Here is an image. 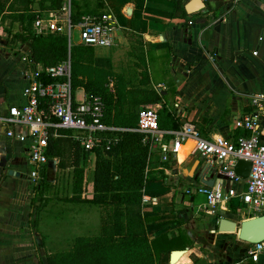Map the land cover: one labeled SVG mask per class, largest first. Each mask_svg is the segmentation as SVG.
I'll return each mask as SVG.
<instances>
[{
	"label": "crops",
	"instance_id": "0c3cea01",
	"mask_svg": "<svg viewBox=\"0 0 264 264\" xmlns=\"http://www.w3.org/2000/svg\"><path fill=\"white\" fill-rule=\"evenodd\" d=\"M34 1L39 12V1ZM176 1L86 0L90 11L86 14L111 11L119 25L115 45L92 46L94 66L114 74L109 82L112 90L121 75L129 87H146L161 95L159 103L141 105L139 113L145 107H154L157 112L166 107L180 121L178 130L184 122L192 121L205 138L223 135L236 140L250 135L251 131L238 127L235 120L242 112L253 109L250 95L264 93V8L252 0H202L205 7L189 13L186 5L191 0H184L189 15L175 17ZM73 9L72 2L70 13L57 12L65 28L71 22ZM49 12L54 11H46ZM1 20L4 24H0V114L7 115L11 106L27 102L24 90L29 81L25 71L33 66L24 60L26 54L31 57L30 42L13 40L21 29L20 22L12 23L4 16L0 23ZM30 28L34 32L32 25ZM73 29L78 30L75 39ZM63 33L73 44H83L78 24L72 25L71 35L68 31ZM36 64L35 68L42 65ZM144 77L150 81L148 85H143ZM87 96L84 87L73 89L75 103ZM42 109L46 111L45 107ZM48 109L53 116L51 106ZM46 121L53 124L50 129L60 127L54 120ZM9 128L7 123L0 127V264H47L48 255L70 249L77 236L99 232L101 207L71 200L76 194L74 167L60 168L57 159H53L55 167L49 164L50 160L44 165L38 184L32 183L29 141L9 136ZM119 129L106 135L119 136L121 141L123 129ZM178 130H164V143L154 150L147 145L146 173L157 177L148 180L144 188L143 211L149 237L153 239L161 233L178 237L175 248L186 250L180 264H264V255L258 261L249 257L251 243L241 240L237 233L219 231L221 217L241 220L235 213L222 208L206 212L207 197L206 201L195 203L198 194L185 192L187 186L203 184L198 177L199 159L192 156L194 141H186L168 161L163 159V150L171 147ZM15 131L28 133L29 127L20 125ZM80 161L84 168L82 197L91 199L95 193L97 154L84 153L81 148ZM60 176L67 190L55 195L66 201L69 208L82 204L78 205L80 212L72 217L77 224L74 228L72 223L50 212L54 200L51 188ZM44 210H49L48 221L42 218ZM55 245L60 249L52 248ZM173 250L163 253L158 264H172Z\"/></svg>",
	"mask_w": 264,
	"mask_h": 264
},
{
	"label": "trees",
	"instance_id": "16d2710c",
	"mask_svg": "<svg viewBox=\"0 0 264 264\" xmlns=\"http://www.w3.org/2000/svg\"><path fill=\"white\" fill-rule=\"evenodd\" d=\"M34 5V0H0V17L21 24L13 40L30 42L31 58L44 67L71 60L73 89L82 86L89 97H101L105 103L104 122L123 129L121 141L112 150L106 153L96 150L95 193L91 199L82 197L84 168L80 165V140L70 128L50 129L49 160L57 159L60 168L74 167L76 194L71 200L99 205L101 226L94 235L77 236L70 249L48 255L47 264H158L163 253L177 247L178 237L161 233L151 239L148 235L143 211L144 188L148 180L157 177L152 172L146 173L149 147L143 143V134L137 130V124L140 106L159 103L161 95L154 89L129 87L121 75L116 78L114 90L110 89V78L114 74L94 66L92 46L73 44L62 32L47 35L32 32V21L46 11L62 12L63 0H40L39 12ZM184 5V0L176 1L175 17L189 15ZM73 6L71 22L76 26L90 11L86 0L83 3L82 0H73ZM41 78L44 82L54 81L53 77L46 75ZM142 80L143 85L150 82L147 77ZM49 106V98H43L41 107L46 108V111L42 109L45 119L57 122L50 115ZM158 116L163 130H178L181 126L166 107L158 110Z\"/></svg>",
	"mask_w": 264,
	"mask_h": 264
},
{
	"label": "built area",
	"instance_id": "2783aa9c",
	"mask_svg": "<svg viewBox=\"0 0 264 264\" xmlns=\"http://www.w3.org/2000/svg\"><path fill=\"white\" fill-rule=\"evenodd\" d=\"M72 2L73 0H63L62 10L70 13ZM31 25L37 34L68 31L71 35L72 31L71 22L67 24L68 29L65 28V22L57 12L39 14ZM118 26L117 17L111 11L83 15L78 23L81 42L94 47H111L118 38ZM209 57L214 58L210 54ZM24 60L33 66L25 71L29 81L24 90L27 102L21 106H11L7 115L0 114V127L7 123L10 126L7 132L9 136L29 141L32 183L38 184L41 170L49 161L47 152L50 127L53 124L47 122L43 114V98H49L51 102L52 114L57 119L56 126L72 129L75 138L80 140L84 153L96 152L99 148L110 151L119 143V136L106 135L109 131L117 132L120 129L104 122L105 103L101 97L87 96L84 101L74 102L71 60L36 68V62L28 54L24 56ZM42 75L53 77L54 81L44 82ZM250 104L253 109L242 112L235 120L238 127L250 130V135H242L236 140L223 135L205 138L196 124L186 121L180 130L174 132L171 147L163 150V159L168 161L186 141H194L192 156L207 163L204 178L218 180V183L213 186L205 182L190 185L185 192L188 195H205L206 212L214 211L215 208L229 209L240 219L264 214V93L250 95ZM20 125L28 126L29 132H16L15 127ZM137 130L143 134V143L152 150L164 143L166 132L159 126L158 112L154 107H145L140 111ZM240 160L250 161L252 164L246 179L236 172V165ZM248 255L258 261L264 255V241L249 244Z\"/></svg>",
	"mask_w": 264,
	"mask_h": 264
},
{
	"label": "water",
	"instance_id": "95a60500",
	"mask_svg": "<svg viewBox=\"0 0 264 264\" xmlns=\"http://www.w3.org/2000/svg\"><path fill=\"white\" fill-rule=\"evenodd\" d=\"M257 5L264 8V0H252ZM205 4L202 0H191L186 9L189 13H194L202 10ZM176 156V154H175ZM49 164L52 167L56 166L55 160H50ZM199 174L198 177L206 184L213 186L214 179L204 178L205 170L207 169V163L199 160ZM251 162L246 160H240L236 165V172L239 176L246 179L251 171ZM219 231L223 233H237L238 237L248 243H258L264 241V214L256 215L243 219L242 221H236L227 217H221L219 219ZM186 250H173L171 252V263L178 261Z\"/></svg>",
	"mask_w": 264,
	"mask_h": 264
},
{
	"label": "rangeland",
	"instance_id": "374dc122",
	"mask_svg": "<svg viewBox=\"0 0 264 264\" xmlns=\"http://www.w3.org/2000/svg\"><path fill=\"white\" fill-rule=\"evenodd\" d=\"M10 19V18H9ZM2 21V20H1ZM4 21V20H3ZM2 21V23L0 24H4V22ZM11 21V19H10ZM10 21L8 20V26L10 25ZM8 26H5L4 25V29H8ZM7 35V34H6ZM7 38V36H5ZM73 37L74 39L78 37V30L76 29H73ZM8 39V38H7ZM59 177V176H58ZM58 179V178H57ZM62 180H61V176L59 178V180L56 181V184L52 186V194H53V198L54 200H52V204L50 205V212L52 214H58L60 217L59 219H66L67 221H69L70 223H72V226L73 228L77 226V224H75L73 222V218L75 216H73L74 214H78V212H80L81 210V207L78 208V205H82V204H74L75 206L73 208H69L68 206H66V201H64L62 198H60V196H57L55 195V193H60L63 189H66L67 190V186L66 184L64 183V186H62ZM68 192V191H67ZM66 192L63 193V195H65ZM65 197V196H63ZM203 201H206V196L203 195V194H198L197 197H196V201L195 203H200V202H203ZM240 202V200H237V202ZM49 211V210H44L42 215L45 219V221H48V215L46 214V212ZM73 217V218H72ZM243 219H241L240 221H242ZM81 229V227H79ZM77 231V230H75ZM77 232H74V235L76 234ZM52 248L54 249H60V246L58 245H55L53 246ZM64 249L66 248L65 246L63 247Z\"/></svg>",
	"mask_w": 264,
	"mask_h": 264
},
{
	"label": "bare ground",
	"instance_id": "6f19581e",
	"mask_svg": "<svg viewBox=\"0 0 264 264\" xmlns=\"http://www.w3.org/2000/svg\"><path fill=\"white\" fill-rule=\"evenodd\" d=\"M180 263H182V262H181V259H179L178 261H176V262L173 263V264H180Z\"/></svg>",
	"mask_w": 264,
	"mask_h": 264
}]
</instances>
